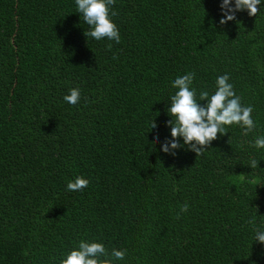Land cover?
I'll list each match as a JSON object with an SVG mask.
<instances>
[{"label":"trees","instance_id":"16d2710c","mask_svg":"<svg viewBox=\"0 0 264 264\" xmlns=\"http://www.w3.org/2000/svg\"><path fill=\"white\" fill-rule=\"evenodd\" d=\"M222 2L116 0L117 44L84 35L75 0H0V264H60L80 240L126 250L113 264H264V0L226 25ZM189 72L197 100L228 74L255 129L165 154Z\"/></svg>","mask_w":264,"mask_h":264},{"label":"clouds","instance_id":"9594fccd","mask_svg":"<svg viewBox=\"0 0 264 264\" xmlns=\"http://www.w3.org/2000/svg\"><path fill=\"white\" fill-rule=\"evenodd\" d=\"M115 3L116 0H75L77 12L81 14L83 22L90 27V30L84 33L87 38L96 41L107 38L117 44L121 42L119 29L111 19V16L116 14L112 11ZM231 4L232 0H223L220 5L223 16L220 20L221 25L236 20L237 12L247 10L250 17L257 16L261 0H235V6L231 7ZM107 47L111 50L112 45L109 44ZM113 59L116 57L114 56ZM194 79L195 73L189 72L172 81V88L177 91L171 96L168 108V114L171 117L168 126L171 128L172 139L165 140L161 147L165 154L175 156L178 149L187 146L197 157H200L218 138V134L221 136L228 134L227 126L237 125L243 128L242 135L245 136L256 127L252 119L253 107L242 105L241 98L236 95L233 84L229 82L228 74L216 78L214 94L201 90L199 100H197L196 89L192 88ZM69 93L64 96V101L71 105L78 104L81 99V89L72 88ZM201 102H204L203 106ZM150 127L152 130L157 125L152 121ZM180 138L183 139V145L180 144ZM158 141L157 136L156 142ZM252 146L264 149V136L257 137ZM258 163L253 158L250 160L249 167L257 168ZM89 183L88 179L77 176L67 183L66 190L83 191ZM188 209L189 205L185 202L180 206L176 219H179L180 214L186 213ZM248 223L253 225L255 241L264 245V231L255 228V218L253 217ZM126 254V250L115 248L109 253L103 243L80 240L76 249L62 258L60 264H113V260H124Z\"/></svg>","mask_w":264,"mask_h":264}]
</instances>
